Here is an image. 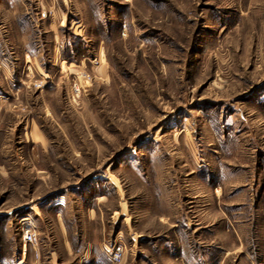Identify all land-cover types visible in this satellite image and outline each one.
Instances as JSON below:
<instances>
[{
    "label": "rangeland",
    "instance_id": "374dc122",
    "mask_svg": "<svg viewBox=\"0 0 264 264\" xmlns=\"http://www.w3.org/2000/svg\"><path fill=\"white\" fill-rule=\"evenodd\" d=\"M116 244L264 264V0H0V264Z\"/></svg>",
    "mask_w": 264,
    "mask_h": 264
},
{
    "label": "built area",
    "instance_id": "2783aa9c",
    "mask_svg": "<svg viewBox=\"0 0 264 264\" xmlns=\"http://www.w3.org/2000/svg\"><path fill=\"white\" fill-rule=\"evenodd\" d=\"M47 83L48 81L46 79L42 80L36 85V87L38 89H42L46 86ZM88 83L89 77L86 74L80 76L75 80L71 90V94H73V99L75 102H77L78 99L81 98L83 94L82 92L84 91ZM22 222V238L24 239L25 250L28 247H37L39 245L37 226L29 218L23 219ZM111 251V259L113 263L120 264L125 260L127 251L124 245L116 244Z\"/></svg>",
    "mask_w": 264,
    "mask_h": 264
},
{
    "label": "bare ground",
    "instance_id": "6f19581e",
    "mask_svg": "<svg viewBox=\"0 0 264 264\" xmlns=\"http://www.w3.org/2000/svg\"><path fill=\"white\" fill-rule=\"evenodd\" d=\"M25 251H27V249Z\"/></svg>",
    "mask_w": 264,
    "mask_h": 264
}]
</instances>
